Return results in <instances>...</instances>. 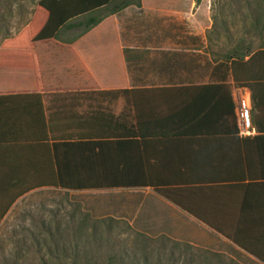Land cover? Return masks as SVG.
Here are the masks:
<instances>
[{
  "label": "crops",
  "instance_id": "0c3cea01",
  "mask_svg": "<svg viewBox=\"0 0 264 264\" xmlns=\"http://www.w3.org/2000/svg\"><path fill=\"white\" fill-rule=\"evenodd\" d=\"M116 1L93 14L101 16ZM130 5L83 34V26L75 24L59 28L55 39L28 43L32 67L0 63V96L37 95L43 115L39 138H32L35 127L29 120L20 125L18 138L17 126L11 131L0 102V224L35 189H62L34 185L35 179L54 176L53 143L85 142L89 151H79L77 159L87 154L91 162L97 148L89 142L111 141L106 143L107 160L118 155L124 170L136 172L145 186L67 191L135 190L143 194L139 206L170 210L174 225L219 227L222 232L211 233L220 249L228 244L240 256L264 258V42L256 48L239 43L214 52L202 32L189 34L186 42L143 41V15L154 10L143 0L140 6L139 0L124 25L117 17ZM110 18L116 42L83 40ZM50 39L56 42L47 43ZM34 45L56 52L36 53ZM19 50L15 42L0 41L2 55ZM50 57L64 61L67 69L56 65L51 71L53 64L50 69L44 64ZM209 85L222 88L198 89ZM236 90L243 91L249 107L246 134L236 121ZM230 104L234 119L226 112ZM199 109L211 112L198 119ZM64 152L63 147L56 150L58 160ZM95 170L91 167L89 173Z\"/></svg>",
  "mask_w": 264,
  "mask_h": 264
},
{
  "label": "rangeland",
  "instance_id": "374dc122",
  "mask_svg": "<svg viewBox=\"0 0 264 264\" xmlns=\"http://www.w3.org/2000/svg\"><path fill=\"white\" fill-rule=\"evenodd\" d=\"M35 1L0 0V41L23 29ZM132 5L118 14L124 25ZM143 5L154 10L142 14L147 27L139 34L143 41L186 42L189 34L202 32L214 52L264 42V0H143ZM83 37L116 42L114 20ZM33 47L36 53L56 52ZM44 62L53 64L51 69L47 65L51 71L56 65L66 67L55 57ZM39 180L35 186H41ZM142 195L132 189L37 188L0 224V264H263L240 256L228 244L220 249L213 227L174 225L170 210L139 206Z\"/></svg>",
  "mask_w": 264,
  "mask_h": 264
},
{
  "label": "trees",
  "instance_id": "16d2710c",
  "mask_svg": "<svg viewBox=\"0 0 264 264\" xmlns=\"http://www.w3.org/2000/svg\"><path fill=\"white\" fill-rule=\"evenodd\" d=\"M112 1L114 0H37L35 3L34 14L30 20L29 26H24L17 35L6 40L15 42L20 46L19 54H0V63L15 65L18 67H32L33 61L26 53V45H28V43L42 39H55L59 28H68L74 26L75 24L83 26V32L80 33L83 34L95 26L102 18L119 11L129 4L139 6V0H118L112 4L110 8L108 7V12L103 13L101 16H95V14H93L99 9H105V6ZM194 1L195 3L198 2V0ZM78 17H81L82 19L78 20L76 23L71 22V20ZM80 34L77 36H80ZM233 79L236 81L234 75ZM217 88L221 89L222 85L198 87V89ZM0 102L2 105L6 106V115L8 120L12 123L11 128L17 126L16 132L18 138L20 137L22 130L20 125L26 120H29V122H31L35 127L32 131V138L37 139L40 137L43 128V115L37 95L0 96ZM201 110L202 109H199L196 113L198 114V119L206 118L208 116L207 112H211V109H204L203 113H201ZM226 112L234 119L231 104L230 108ZM13 130L14 128H12L11 131ZM89 143L91 147L97 148L96 152H92V155L96 157V160H92L91 162L88 159L89 155L87 154L81 156V159H77L79 151L83 152L84 149L87 150V152L89 151V147L86 146L88 144H85V142L53 143L52 150L55 158L54 176L45 181H42L43 179H41L39 180V183L66 190L145 186L141 185L144 180L137 177L136 172L124 170L125 163L119 160L120 157L118 155L110 161L107 160L108 157L105 154L106 143L113 142L94 141ZM59 147H63L65 151L63 160L61 161L56 157V150ZM90 150L93 151L92 149ZM91 167H96V170L92 171L90 174L89 169H91ZM211 227H213L217 232H222L219 227ZM225 236L233 243L237 242L234 235L226 234ZM246 250L247 252H252L251 250ZM257 259L264 263V258L258 257Z\"/></svg>",
  "mask_w": 264,
  "mask_h": 264
},
{
  "label": "built area",
  "instance_id": "2783aa9c",
  "mask_svg": "<svg viewBox=\"0 0 264 264\" xmlns=\"http://www.w3.org/2000/svg\"><path fill=\"white\" fill-rule=\"evenodd\" d=\"M233 96L236 121L240 129L239 131L241 134H246L250 129L249 107L246 103L247 100L244 97L242 90L234 91Z\"/></svg>",
  "mask_w": 264,
  "mask_h": 264
}]
</instances>
